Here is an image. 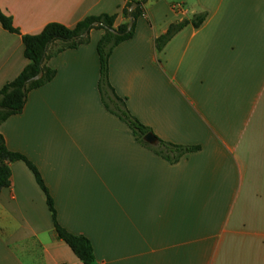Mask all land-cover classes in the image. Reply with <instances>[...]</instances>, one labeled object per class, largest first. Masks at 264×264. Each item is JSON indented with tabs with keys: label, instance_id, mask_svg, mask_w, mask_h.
Returning <instances> with one entry per match:
<instances>
[{
	"label": "crops",
	"instance_id": "crops-1",
	"mask_svg": "<svg viewBox=\"0 0 264 264\" xmlns=\"http://www.w3.org/2000/svg\"><path fill=\"white\" fill-rule=\"evenodd\" d=\"M128 1L0 0L20 31L0 23V89L29 62L23 34L103 14L130 23ZM143 10L109 56L103 92L104 31L92 28L76 48L49 46L55 76L0 132L36 165L58 221L90 239L100 264H264V0H148ZM183 21L159 50L156 39ZM116 95L157 137L199 149L176 162L157 154L112 111ZM10 166L0 264H81L33 171Z\"/></svg>",
	"mask_w": 264,
	"mask_h": 264
},
{
	"label": "trees",
	"instance_id": "trees-1",
	"mask_svg": "<svg viewBox=\"0 0 264 264\" xmlns=\"http://www.w3.org/2000/svg\"><path fill=\"white\" fill-rule=\"evenodd\" d=\"M148 0H129L124 14H128V7L133 3H137V7L131 10L130 14L133 17V25L129 28V22L115 26V15L103 14L101 16H88L79 21L75 26L68 27L59 22H51L43 27V29L34 34H23L22 41L24 44V56L29 60L28 64L21 70V72L11 81L7 82L0 89V124L14 114L20 113L24 106L27 93L35 88H38L49 81L55 76V70L45 64V59L48 57L49 46L55 42H62L61 47L58 49L64 50L67 48H76L79 45L89 40V31L92 28L102 29L104 32L97 42V52L100 62V91L103 92V86L108 84L109 75V56L113 48L125 40L130 39L135 33L136 19L144 14V5ZM205 19V16H195L192 20L193 24L198 26ZM95 21H100L98 25H94ZM0 23L1 25L15 33H20L19 29L14 26L11 17L7 16L0 8ZM187 21L172 24L167 32L160 35L156 39V44L161 50L170 38L185 24ZM111 29L116 30L112 31ZM87 31L86 35H83ZM40 71L43 74L38 79H33L26 82L38 75ZM26 84V92L23 91V86ZM111 87V86H110ZM112 89V87H111ZM117 101L115 109L112 110L121 119H123L134 131L138 139L145 145L155 151L157 154L166 158L169 161L176 162L182 155L188 152L196 151L199 146H186L179 145L169 141H165L157 137L158 145L153 146L144 140V135L151 132V128L141 122L134 116L127 108L123 98L116 95ZM108 107V106H107ZM17 160H23L33 171L37 183L46 194L47 204L51 211L53 223L58 236L65 241L73 252L80 259L81 264H100L95 259L93 245L88 237L83 234H76L70 232L60 224L57 217V210L55 208L54 200L46 186L44 179L36 167L26 155L19 151L10 149L5 141L4 135L0 132V192L3 188L11 184V166L10 164Z\"/></svg>",
	"mask_w": 264,
	"mask_h": 264
},
{
	"label": "water",
	"instance_id": "water-1",
	"mask_svg": "<svg viewBox=\"0 0 264 264\" xmlns=\"http://www.w3.org/2000/svg\"><path fill=\"white\" fill-rule=\"evenodd\" d=\"M136 6H137V3H134V4L132 5V8H134V7H136ZM100 23H101L100 21H95V22H94V25H98V24H100ZM132 25H133V22L131 21V22L129 23V28H131ZM111 30L116 32V30H114V29H111ZM86 34H87V31H86L83 35H86ZM42 74H43V71H40V73H39L38 75H36V76L30 78V79L26 82V84H27L29 81L33 80V79H38V78H40V77L42 76ZM26 84L23 86V91H24V92H26ZM26 98H27V97L25 96V97H24V100H25ZM144 139H145L147 142H149V143H156V141H157V136H156L153 132H147V133L144 135Z\"/></svg>",
	"mask_w": 264,
	"mask_h": 264
},
{
	"label": "rangeland",
	"instance_id": "rangeland-1",
	"mask_svg": "<svg viewBox=\"0 0 264 264\" xmlns=\"http://www.w3.org/2000/svg\"><path fill=\"white\" fill-rule=\"evenodd\" d=\"M110 106H111L112 108L115 107L112 101H110Z\"/></svg>",
	"mask_w": 264,
	"mask_h": 264
},
{
	"label": "built area",
	"instance_id": "built-area-1",
	"mask_svg": "<svg viewBox=\"0 0 264 264\" xmlns=\"http://www.w3.org/2000/svg\"><path fill=\"white\" fill-rule=\"evenodd\" d=\"M176 7H178V5H175Z\"/></svg>",
	"mask_w": 264,
	"mask_h": 264
}]
</instances>
